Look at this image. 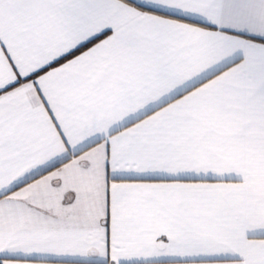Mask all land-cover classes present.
Listing matches in <instances>:
<instances>
[{
    "label": "snow or ice",
    "instance_id": "obj_1",
    "mask_svg": "<svg viewBox=\"0 0 264 264\" xmlns=\"http://www.w3.org/2000/svg\"><path fill=\"white\" fill-rule=\"evenodd\" d=\"M0 264H264V0H0Z\"/></svg>",
    "mask_w": 264,
    "mask_h": 264
}]
</instances>
